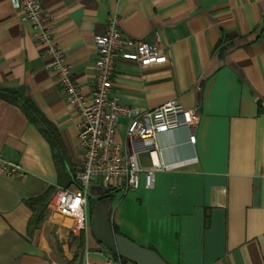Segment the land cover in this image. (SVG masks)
<instances>
[{
    "label": "crops",
    "instance_id": "1",
    "mask_svg": "<svg viewBox=\"0 0 264 264\" xmlns=\"http://www.w3.org/2000/svg\"><path fill=\"white\" fill-rule=\"evenodd\" d=\"M53 18L73 80L87 98L96 85L95 36L116 17L126 37L162 49L160 59L119 62L112 97L146 114L177 100L198 112L192 132L162 133L153 189L114 193L118 234L152 248L168 264H264V0H41ZM36 30L12 0H0V94L31 100L58 136L63 169L79 173V110L66 101ZM132 120L115 133L126 146ZM194 134L196 141L189 142ZM150 168L148 154L139 157ZM0 264H134L114 257L89 227L48 208L60 188L49 141L21 108L0 95ZM77 181V177H76ZM72 185L69 189H75ZM93 192V191H92Z\"/></svg>",
    "mask_w": 264,
    "mask_h": 264
},
{
    "label": "built area",
    "instance_id": "2",
    "mask_svg": "<svg viewBox=\"0 0 264 264\" xmlns=\"http://www.w3.org/2000/svg\"><path fill=\"white\" fill-rule=\"evenodd\" d=\"M14 8L21 13V20L29 22L36 30V39L47 46L51 60L46 69L57 73L60 85L68 104L79 110L81 126L79 144L83 151L82 166L77 174L75 189L58 188L48 202V208L72 222L74 233L89 227V198L92 187L104 191H135L141 185L153 189L155 176L159 171L171 170L176 165H161L153 161L157 155V138L160 134L192 127L198 123L199 115L195 110L185 109L177 100L146 114L126 106L112 97L113 80L119 62L138 65L160 59L162 49L145 40H134L124 36L118 28L116 17L109 18L104 32L95 36L98 53L95 63L96 85L94 92L87 98L73 80L72 66L65 61L63 49L53 43V18L45 14L41 0H12ZM121 118L132 122L126 133V146L115 140V133ZM195 135L189 136L194 144ZM148 154L152 164L142 168L139 157ZM0 167L6 176L18 175L19 166ZM83 264H96L85 260ZM106 264H111L108 261Z\"/></svg>",
    "mask_w": 264,
    "mask_h": 264
},
{
    "label": "water",
    "instance_id": "3",
    "mask_svg": "<svg viewBox=\"0 0 264 264\" xmlns=\"http://www.w3.org/2000/svg\"><path fill=\"white\" fill-rule=\"evenodd\" d=\"M92 191V198H96V203L91 216V231L97 242L110 253L134 264H168L157 252L142 247L123 235L115 234L109 224V194L100 187H92Z\"/></svg>",
    "mask_w": 264,
    "mask_h": 264
},
{
    "label": "trees",
    "instance_id": "4",
    "mask_svg": "<svg viewBox=\"0 0 264 264\" xmlns=\"http://www.w3.org/2000/svg\"><path fill=\"white\" fill-rule=\"evenodd\" d=\"M4 99L8 100L9 102L18 105L21 110L25 113V115L28 117V119L31 121V123L37 125L43 136L49 141V144H51L54 152V157L57 163L58 171H59V186L60 188L69 189L72 185H76V177L77 173L63 169L62 163H61V154L62 149L58 146V136L56 135L54 129L50 127V125L46 122V120L42 117V114L38 107L29 99L21 98V96L17 95L16 93L12 92H2L0 94ZM63 155V154H62ZM56 191V190H55ZM54 191V192H55ZM52 193V195L54 194ZM106 194H109V197L113 199V193L111 191H105ZM96 201L95 199H92L91 202V208L93 209ZM109 224L110 220H109ZM113 231L115 234H118L117 230L111 225ZM152 251L157 252L156 250L149 248ZM114 257H117L116 254L111 253Z\"/></svg>",
    "mask_w": 264,
    "mask_h": 264
},
{
    "label": "flooded vegetation",
    "instance_id": "5",
    "mask_svg": "<svg viewBox=\"0 0 264 264\" xmlns=\"http://www.w3.org/2000/svg\"><path fill=\"white\" fill-rule=\"evenodd\" d=\"M92 194H93V192L91 193V195H90V198H89V205L91 206V202H92ZM96 199V198H95Z\"/></svg>",
    "mask_w": 264,
    "mask_h": 264
},
{
    "label": "rangeland",
    "instance_id": "6",
    "mask_svg": "<svg viewBox=\"0 0 264 264\" xmlns=\"http://www.w3.org/2000/svg\"><path fill=\"white\" fill-rule=\"evenodd\" d=\"M91 195V194H90ZM93 199H95V197H93Z\"/></svg>",
    "mask_w": 264,
    "mask_h": 264
}]
</instances>
